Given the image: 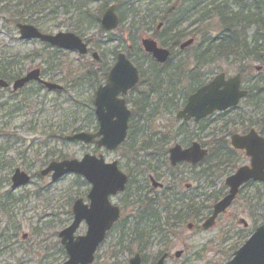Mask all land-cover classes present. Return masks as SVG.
I'll return each mask as SVG.
<instances>
[{
  "label": "flooded vegetation",
  "instance_id": "af4514ba",
  "mask_svg": "<svg viewBox=\"0 0 264 264\" xmlns=\"http://www.w3.org/2000/svg\"><path fill=\"white\" fill-rule=\"evenodd\" d=\"M23 4L18 0H0V17L3 14L9 15L19 40L21 39L18 25H29L36 28L42 34L53 35L39 30L37 20H41L38 16L42 14L29 15V20L26 18L28 15L22 12L25 7ZM49 5V9L45 11L47 21L53 19L52 4ZM161 25L163 26L164 23L161 22ZM40 44L50 48L48 45ZM160 47L169 51L168 59L165 63L158 64L152 59L151 55H146L149 60V70L145 74L132 61V52L131 54H127L128 51L127 53L123 52L139 73V83L137 86L128 91L124 97L121 96L130 112L126 138L113 151H108L94 144L89 145L105 152H115L120 148H124L126 151L124 157L127 158L129 156L130 159H127L131 161L132 168L130 167L127 172H123L116 161L105 162L101 155L84 154L79 160H76L81 161L85 155H89L97 159L101 158L106 165L116 163L119 171L126 177L124 190L106 198L108 204L106 210L117 209L119 218L105 232L103 240L93 254V262L91 264L96 263L102 246L106 245L109 239H113L114 234L116 235V240L114 244L110 243V248L112 249H110V254L113 260L116 259V251L119 252L121 250L122 253L127 254L125 264H128L129 259L136 254L139 255L140 264H157L162 258L163 264H167V260L170 258L174 260L179 259L185 251L177 250L170 257L169 249L173 245V240L179 234H182L184 231L189 234H208L215 229H217L215 239L210 240L208 243L213 244L215 248L214 253L217 256L227 251L231 253L230 259L223 260L224 262L222 261L223 263H221L225 264L231 260L236 251L241 249L255 230L264 224V182L248 180L237 188L232 202L224 212L215 217L212 226L208 229L203 228L208 219L212 217L214 206L229 195L230 188L226 184L227 180L234 176L241 168H251V159L246 156L244 150H236L231 146V138L233 136L246 138L250 133H253L259 150L261 149L260 145L262 141L264 146V112L257 113L264 102L258 103L256 100L260 97L261 93H264V90H259V87L264 82H260L259 87L255 83L248 86L245 83H248L249 80L244 77V70H242L241 73L238 72L235 75L240 77V90L246 94L236 107L223 112L215 111L199 120H195L193 117L188 119L179 118L177 115L184 110L188 99L198 89L207 85L216 75L207 72L200 75V72L198 73V69L195 67V56L191 60L193 62L192 69L186 70L187 64L186 62L183 63L181 59L184 56H179L177 61L174 62L176 56L173 50H176L175 47L171 49L170 47ZM94 53L97 56L96 59L93 57ZM118 53L120 52L113 53L114 58L111 67L115 64ZM90 57L99 69L100 64H102L100 55L93 52L90 54ZM3 59L0 58V80L4 81L7 87L0 88V90L7 91L10 89L12 93L22 91L26 86L13 92L12 83L23 78L33 70L39 71L41 81L49 83L42 79V71L39 68L29 70L24 75L16 73L12 75V78H9L7 73L10 70H16L20 65L18 62L21 61L19 57L15 56L13 61H11L13 62L11 63L13 66H10L9 63V66H7ZM151 65L158 68L157 75L153 78L150 77ZM111 67H108L107 70H102L103 83L96 87L93 93V100L97 88L105 84ZM164 68L166 69L164 70ZM182 68L186 71L182 70ZM261 70L262 67L254 69L256 72H260ZM164 71L174 73L173 76H177L176 79L171 78L167 81ZM90 72L92 71L89 69L87 74ZM178 74H181L182 77H179ZM220 74H223L224 80L233 77H227L224 72H220L217 75ZM211 76L212 78L210 79L209 77ZM6 78L10 80L8 81ZM148 79L151 85L147 84L146 80ZM175 81L178 82L176 86L173 85ZM34 84L44 89L43 85L36 82ZM140 87L145 91V95H136L135 98H130V95L136 93ZM250 107L253 108L254 117L245 115L247 111L250 112ZM141 108L147 110L144 114V116L147 115V119L140 118L134 114L135 110L138 111ZM92 111L95 129L91 132L79 131L78 133L93 134L97 132L98 124L94 115V107ZM158 116L164 117V123H166L165 126L161 125V127L163 126L161 132L157 131L158 128L156 127ZM216 125L220 126L217 127ZM135 127L138 129H135ZM71 136H67L65 140L67 142H76L68 140ZM193 146H198L200 151L205 152L202 160L196 164L180 161L175 165H171L169 157L170 152L174 148L178 147L181 151H187ZM138 158L141 160H137ZM64 160L66 159H60L58 162ZM50 163L38 172L39 177L49 178L50 183H55L65 176L73 175L67 174L56 181L51 180V173L41 176V172ZM16 170L24 173L29 178V181L25 184L14 186L11 179ZM74 176L80 178L82 184L85 186V191L82 192L81 196L70 199L65 207H61V210L51 209V212H53L45 216L40 210L41 207L33 208L37 221H42L44 218L50 219L52 216L56 218L61 214L64 218V220L58 223L59 229H55L51 236L55 240L54 245L45 246H42L43 242L41 240L33 245L28 243L31 238L36 239L41 235L42 228L40 226L36 227L33 225L29 233H21L22 223L17 220L22 217L18 213L21 212L24 205L29 201L30 196L40 201L45 200L43 196L47 188H43L40 191L34 190V192L28 191L27 186L31 184V180L34 177L19 168H15L10 173L9 179H0V190L2 187L4 189L8 188V190L6 189L0 195V264H65L68 261V255L63 244V241L67 243L68 240L62 238L61 233L73 223V208L77 201L86 208L90 206L88 194L90 193L91 185L83 176ZM16 193L19 195L14 197ZM49 205H44L43 207L47 211H50L51 206ZM127 206L130 207L131 213L123 220L121 219V211ZM224 219L228 222L222 223ZM51 222L52 219L48 224ZM87 229V224L82 220L73 232V239L84 237ZM81 232H83L82 235L80 234ZM153 248H157L158 250L152 257H149L147 251ZM177 253H180L179 257H176ZM206 264H220V262L211 261Z\"/></svg>",
  "mask_w": 264,
  "mask_h": 264
},
{
  "label": "rangeland",
  "instance_id": "374dc122",
  "mask_svg": "<svg viewBox=\"0 0 264 264\" xmlns=\"http://www.w3.org/2000/svg\"><path fill=\"white\" fill-rule=\"evenodd\" d=\"M21 3L28 2V0H18ZM129 0H118L117 13L120 19H122V25L113 31L105 33L99 26L100 19V3H90L86 7L88 11V17H82L81 23L75 13H72V7L65 12L61 8L57 9V13L52 15V20L47 21L44 11L40 17L41 20H37L38 28L43 33L56 34L71 32L79 36L87 45L89 54L83 57H79L76 53L57 51L47 48L36 41H21L18 38L14 24L11 18L7 14H3L0 17V58L3 59L7 66H13L11 61L15 56L19 57L21 62L16 70H10L7 74L9 78H12L14 74L21 73L24 75L27 71L34 68H39L42 71V79L49 83L58 85L62 88L59 92L47 91L40 88L38 85H27L22 91L12 93L9 90H0V179L7 180L10 178V173L19 168L32 175L34 178L31 180V184L27 186L28 191H40L43 188H47L44 194L45 200H38L30 196L29 201L24 205L21 212L18 213L22 216L17 220L21 222V233H29L33 225L42 228L41 235L33 239L31 238L28 243L33 245L40 240L43 242L42 246L54 245L55 240L51 237L55 229H59V222L64 220L61 214L56 218H44L42 221H37L35 218L34 207H41L42 214H51V209H59L67 204L70 199L81 196L85 191V186L82 184L80 178L74 175H68L61 178L55 183H50L49 178H41L38 172L45 167L51 161H59L60 159L66 160H79L84 154L101 155L105 162L116 161L123 172L131 166V161L128 159L124 148H120L115 152H105L101 149H97L94 146H85L77 142H67L65 139L67 136H71L79 131L91 132V128H85L90 121H94L89 111L93 109V93L99 84L103 83L102 70H107L113 64L114 54L117 52H124L130 49L132 52V61L138 67L142 73H147L149 70V60L146 54L140 48L139 41L143 38H152L157 41L158 46L169 47L171 40H166L167 36L163 37L162 31L155 32V26L158 22L162 21L160 18H164L165 11L174 7V11L169 17L164 19L168 23H173L175 19L179 20L182 16L186 20L185 24L180 27V32H183L179 42L182 43L189 39L194 38L195 42L185 52H179L173 50L175 61L179 56H184L182 62L187 64L186 70L192 69V57L198 55L197 51L204 48L202 45L203 39L216 38L220 35L219 25L214 17L211 20L201 22L200 24H194L195 21H202L200 14L197 11L185 14L187 6L184 4V0H168L170 4L166 7V0H157L158 3L152 6L142 5L139 9L141 14L137 24L138 26L131 25L130 10L138 8V4L134 7L125 5ZM197 3L199 0H193ZM115 0H109L111 4H117ZM211 4V8L214 6H228L229 11L235 12L239 10V21L241 22V5L246 6V10L251 11L254 14L253 0H247L241 3V0H208ZM103 8V10L105 9ZM55 9V5H52V10ZM210 9V7H208ZM84 13V10H82ZM196 14L193 16V14ZM192 14V15H190ZM246 13H243L245 16ZM208 17V16H207ZM29 20V16H26ZM206 18V17H205ZM249 18V17H248ZM247 18V19H248ZM33 19V17H32ZM124 22V23H123ZM192 23V24H190ZM202 24V25H201ZM201 25V26H200ZM134 27L133 30H138L140 33L136 37V41L131 42L133 34H129L127 29ZM183 28L185 31H183ZM173 34V32H172ZM262 31L253 26V29L246 30L241 34L246 38V42L252 41L254 35L260 36ZM170 38V35L168 36ZM168 38V39H169ZM161 39V40H159ZM264 39V37H263ZM164 41V42H163ZM178 42V43H179ZM165 43V44H164ZM259 51L257 56H261V59L249 58L241 62L235 60L217 61L209 65H205L198 69L200 75L207 73L217 75L218 73H226L227 77L234 76L236 73H241V68L244 70V77L249 80L245 83L248 86L254 85L260 86V82L264 81V42L258 44ZM96 52L100 55L101 63L100 68L95 65V62L91 60L90 54ZM210 58V57H209ZM241 58V57H240ZM211 59V58H210ZM9 63V65H8ZM262 67L260 72L254 71L255 68ZM13 69V68H12ZM90 69V73L87 71ZM182 68V70H185ZM185 70V71H186ZM209 76V75H208ZM210 79L212 78L209 77ZM246 79V80H247ZM144 84V83H143ZM142 84V85H143ZM258 86V87H259ZM259 90H264V84L259 87ZM145 95V91L142 87L138 88L136 93L130 95V98ZM258 103L264 102V93H261L257 99ZM131 107V105H129ZM247 108V107H246ZM246 108H244L246 110ZM253 108L250 107V112H246L245 115L254 117ZM264 112V104L257 113ZM250 113V114H248ZM164 117L158 116L157 131H162V127L165 126ZM95 122V121H94ZM163 126L161 127V125ZM219 127L220 125H216ZM159 127H161L159 129ZM81 129V130H80ZM135 129H138L135 127ZM137 160H141L138 158ZM127 165V167H125ZM41 187V188H38ZM8 188L0 190V195ZM30 192V193H32ZM19 194H14L17 197ZM50 211H47L43 206L48 205ZM242 206V204H241ZM130 207H125L121 211V219H125L130 215ZM52 219V222H48ZM228 222L226 219L222 223ZM120 228V226H119ZM120 230V229H118ZM81 235L83 232L80 233ZM217 229L211 233H187L186 231L179 234L173 240V245L169 249L170 257L177 250H185L179 259H169L167 264H206L211 261L223 263V260L230 259L231 253L228 251L224 254L217 256L213 244H209L210 240L215 239ZM116 235H113V239H109L101 248L99 256L95 264H125L127 254L116 251V259L111 258L110 243L114 244ZM111 249V250H110ZM187 249V250H186ZM157 248H153L148 252L149 257L153 256L157 251ZM116 261V262H115ZM223 261V262H222Z\"/></svg>",
  "mask_w": 264,
  "mask_h": 264
},
{
  "label": "water",
  "instance_id": "95a60500",
  "mask_svg": "<svg viewBox=\"0 0 264 264\" xmlns=\"http://www.w3.org/2000/svg\"><path fill=\"white\" fill-rule=\"evenodd\" d=\"M102 29L112 31L119 25V19L115 14V6L108 7L103 13L100 21ZM160 28L158 25L157 29ZM21 40H38L40 43L50 47L66 51H75L79 55H85L87 49L85 44L74 34L57 33L55 35H45L36 28L29 25H18ZM193 40L186 41L180 45L183 50L190 46ZM141 46L145 53L159 64L165 63L169 57V51L158 48L152 40L144 39ZM94 59L97 58L93 54ZM36 82L44 86L48 91H60L57 85L43 82L39 78V71L33 70L23 78L12 83V91L16 92L24 88L27 84ZM139 82L138 70L125 57L123 53H118L115 64L109 70L105 84L97 88L93 100L94 115L98 124L96 133H77L68 138L69 141L81 142L84 145H96L108 151L117 149L125 140L127 124L130 112L125 105L124 97L128 91L132 90ZM7 84L0 80V88H6ZM245 92L240 90L239 76L224 80L223 74L213 78L207 85L198 89L194 95L188 99L184 110L178 113L179 118H195L199 120L217 111L223 112L234 108L245 96ZM257 140L253 133L246 138L233 136L231 146L236 150H244L246 156L251 159L250 169L241 168L230 177L226 184L230 188L229 195L220 203L214 206L213 215L204 224L203 228L212 226L215 217L224 212L232 202L237 188L248 180L264 182V146L261 142V149L258 148ZM205 152L200 151L198 146H193L187 151H181L178 147L170 152V163L175 165L180 161L196 164L204 157ZM51 173V180L56 181L67 175H80L91 185L88 199L89 208H86L77 201L73 208V223L61 233L62 238L67 239L65 250L68 261L65 264H91L93 254L103 240L105 232L119 218L117 209L106 210V198L117 192L124 190L126 177L119 171L116 163L104 164L101 158L85 155L81 161L64 160L52 162L41 172V176ZM11 181L14 186L25 184L29 178L22 172L16 170ZM84 220L87 224V233L84 237L73 239L72 235L79 223ZM180 253L176 254L179 257ZM128 264H140L139 255H134L129 259ZM157 264H163V258ZM226 264H264V224L258 227L245 244L233 254V258Z\"/></svg>",
  "mask_w": 264,
  "mask_h": 264
},
{
  "label": "trees",
  "instance_id": "16d2710c",
  "mask_svg": "<svg viewBox=\"0 0 264 264\" xmlns=\"http://www.w3.org/2000/svg\"><path fill=\"white\" fill-rule=\"evenodd\" d=\"M100 3V13L103 11V8L109 3V0H28V2L24 3L23 6L24 10L22 11L26 15H40L43 14L44 11L49 9L48 5L52 4L55 5V9L53 10L52 14L57 13V9L61 8L62 6L63 11L66 14V11L69 10L72 7V13L76 14V17L79 18V23L82 21V17H88V11H86V7L90 3ZM166 0L165 6L167 7L170 2H167ZM171 1V0H170ZM175 1V0H174ZM247 0H241V3L246 2ZM118 0H115V3H117ZM158 3L157 0H129L125 5L134 7L136 4H138V8L130 10V18H131V25L134 26L137 22H139L140 18H138L141 14L139 13L140 7L144 4L146 6H152L153 4ZM185 6H187V11H185V14L194 12L193 10L197 11L196 9H199L198 13L200 14L202 21H195L194 24H200L201 22H205L208 20H211L212 17H214L217 21V24L219 25L220 29V35L216 38L211 39H203L202 45L204 48L200 51H197L198 55H195V67L199 69L200 67H203L205 65H209L213 62L217 61H227L229 59L239 61L242 63V61L247 60L249 58H255V59H261V56H257L259 51L258 44H261L264 42V0H253V7L251 9H254V14L251 11L246 10V6L241 5V22L239 21V10L235 12L229 11L228 6H214L211 8V4L208 3V0H199L197 3L193 0H184ZM49 5V6H50ZM118 3L116 4V6ZM170 9H167L165 11V17H169L172 12L174 11V7L170 6ZM210 7V9H208ZM84 10V13L82 12ZM246 13L245 16H243V13ZM22 14V13H21ZM192 15V14H190ZM196 15L195 13L193 16ZM22 16H24L22 14ZM208 16V17H207ZM164 17V18H165ZM206 17V18H205ZM249 17V18H248ZM164 18L161 22L164 23L162 35L163 37L166 35V40L170 41V49L177 46L178 41L180 40V36H182L183 32H180V27L185 24L187 19L184 17H180L179 20L177 18L173 23H168ZM248 18V19H247ZM122 23V19H121ZM124 23V22H123ZM192 24V23H190ZM122 25V24H121ZM141 24H137L135 26H140ZM202 25V24H201ZM200 25V26H201ZM257 28V31H262V34L258 37L256 35L253 36L251 42H246V38L243 36L241 39V34L248 30L253 29V26ZM134 27H130L127 29V32L131 35L133 34L132 42L136 41L137 35L140 33L138 30H133ZM183 31L185 29L183 28ZM173 32V34H172ZM170 35V38L168 37ZM169 38V39H168ZM161 40V39H159ZM164 42V41H163ZM165 44V43H164ZM127 54H131L130 49L128 50ZM211 59H210V58ZM241 57V58H240ZM157 66H150V77H156L157 75ZM166 68H164L165 70ZM243 68H241L242 71ZM165 72L166 80L169 81L171 78L176 79L174 73L171 72ZM105 76V74H103ZM180 77L181 74H178ZM184 76V74H183ZM149 77V79H150ZM182 77V76H181ZM3 78V77H2ZM149 79L146 80L149 83ZM8 80V78H6ZM10 80V79H9ZM8 80V81H9ZM173 82V81H172ZM151 85V84H150ZM173 85H178V82L175 81ZM142 106V105H141ZM147 112V110H144L143 108L138 109V111L135 110V115L139 116L140 118L147 119V115L144 116V114ZM89 114H91V117H93V111H89ZM85 128H91L92 130L95 129V122L92 120L88 123V125ZM81 130V129H80Z\"/></svg>",
  "mask_w": 264,
  "mask_h": 264
}]
</instances>
